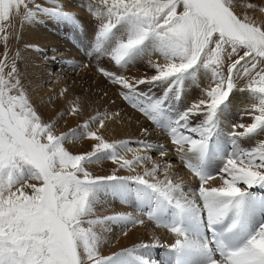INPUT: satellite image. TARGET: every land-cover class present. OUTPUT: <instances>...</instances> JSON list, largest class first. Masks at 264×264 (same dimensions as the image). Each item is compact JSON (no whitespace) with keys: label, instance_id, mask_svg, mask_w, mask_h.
I'll use <instances>...</instances> for the list:
<instances>
[{"label":"snow or ice","instance_id":"obj_1","mask_svg":"<svg viewBox=\"0 0 264 264\" xmlns=\"http://www.w3.org/2000/svg\"><path fill=\"white\" fill-rule=\"evenodd\" d=\"M240 7V0H90L86 8L95 26L85 55L118 67L97 71L166 133L174 156L198 179L186 189L169 175L171 163L149 154L167 157L163 144L142 140L134 149L131 140L107 139V112L66 132L44 119L24 87L19 52L11 53L13 13L76 27L80 18L62 0H0V264H264V191H253L264 190V17ZM140 62L151 75L123 74ZM190 88L199 95L188 103ZM238 107L250 122L230 120ZM83 111L74 102L60 115ZM84 139L94 142L91 150L69 149ZM105 161L118 167L105 175L89 170ZM113 200L133 211L112 210ZM146 221L174 242L104 254L115 228L127 236L125 229ZM160 246L166 259L157 262L150 249Z\"/></svg>","mask_w":264,"mask_h":264},{"label":"rangeland","instance_id":"obj_2","mask_svg":"<svg viewBox=\"0 0 264 264\" xmlns=\"http://www.w3.org/2000/svg\"><path fill=\"white\" fill-rule=\"evenodd\" d=\"M62 2L67 10L77 14L82 27H76L44 15H40L38 19L32 22H24L22 9L19 16L15 12L13 13L12 27L7 30L11 33L9 37L11 53L19 52L18 68L24 87L44 119H56L58 131L66 132L83 124L85 120L97 112H107L111 118L105 121L106 128L101 130L107 139L131 140L134 149L139 148L136 142L142 140L163 144L169 149L167 157H159L155 151L149 154L159 163L165 161L171 163L173 167L169 175L173 178H182L186 189L197 188L198 179L189 172L178 157L174 156L173 146L166 133L154 127L142 114L124 101L119 95V88L111 85L97 71L98 66L106 67L109 70H118V67L107 58L101 59L98 64L94 56L85 55V46L90 43L89 38L95 26L93 18L86 10L90 0H62ZM240 3L241 7L238 11L241 14L247 13L250 16H255L258 21L264 17V13L259 11V8L264 7V0H240ZM246 3H255L257 9L246 8L244 6ZM30 45L35 47H30ZM37 47L40 49L39 51L36 50ZM2 50V44H0V51ZM123 74L140 77L144 74L151 75L152 70L147 68L145 63L140 62L135 66H130ZM206 83L207 81H204V84ZM141 87L147 90L145 86ZM65 88L67 92H64ZM189 91L191 95L187 102L191 103L198 97L199 89L190 88ZM61 92L64 94L60 95ZM74 102H79L83 106V113L76 116L64 115L61 117L60 114L67 113ZM115 113H119V115L116 116ZM230 120L250 122L251 118L242 116L238 107L231 112ZM145 127L148 128V134L143 132ZM93 143V141L84 139L75 144H70L68 147L74 153H80L91 150ZM241 144L244 147L254 146L249 145L243 139ZM139 154L144 153L140 152ZM133 156V152L126 154L128 159H132ZM148 166L151 167L150 162ZM116 167L118 165L111 161H105L100 165L90 166L89 170L93 171L94 174L105 175L111 174ZM219 167L220 164L217 161L213 165L212 171L215 172ZM137 171L142 172V169L137 168ZM118 174L130 175L133 173L122 170ZM160 178L163 179V176L161 175ZM253 191L264 190L254 189ZM111 209L133 211L132 207L121 204L119 200L111 201ZM134 214L137 213L134 212ZM252 220H254L255 225H259L260 214L255 213ZM125 230L128 231L127 236L122 234L119 227L115 228L113 233L108 234L109 244L105 247V255L120 251L123 248H132L142 242L151 243L154 239H158L161 245L171 244L162 236L168 238L172 235L164 228H156L151 221H146L144 226L138 225L130 230ZM159 232H163L165 235L159 234ZM165 252L166 248L163 246L150 249L151 258L157 262L166 259Z\"/></svg>","mask_w":264,"mask_h":264},{"label":"bare ground","instance_id":"obj_3","mask_svg":"<svg viewBox=\"0 0 264 264\" xmlns=\"http://www.w3.org/2000/svg\"><path fill=\"white\" fill-rule=\"evenodd\" d=\"M2 37H0V40H2L1 39ZM170 158V157H169ZM176 178V177H175ZM252 223L254 224L255 222H254V220H252ZM164 232V231H163ZM163 232H159V234H164ZM165 235V234H164ZM161 236V235H160ZM163 237V239H165V240H168V242H170V243H172V242H174V237L173 236H168V238H166V236H162ZM161 238V237H160ZM162 239V240H163Z\"/></svg>","mask_w":264,"mask_h":264}]
</instances>
